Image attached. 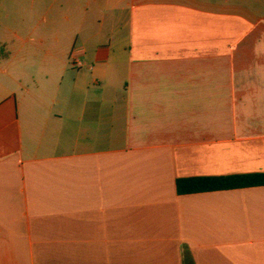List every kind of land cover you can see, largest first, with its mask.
<instances>
[{
    "label": "crops",
    "instance_id": "1",
    "mask_svg": "<svg viewBox=\"0 0 264 264\" xmlns=\"http://www.w3.org/2000/svg\"><path fill=\"white\" fill-rule=\"evenodd\" d=\"M58 1L0 0V264H264V185L177 191L264 172V0Z\"/></svg>",
    "mask_w": 264,
    "mask_h": 264
},
{
    "label": "trees",
    "instance_id": "2",
    "mask_svg": "<svg viewBox=\"0 0 264 264\" xmlns=\"http://www.w3.org/2000/svg\"><path fill=\"white\" fill-rule=\"evenodd\" d=\"M263 185L264 172L228 176H199L179 178L177 191L180 194H190Z\"/></svg>",
    "mask_w": 264,
    "mask_h": 264
},
{
    "label": "built area",
    "instance_id": "3",
    "mask_svg": "<svg viewBox=\"0 0 264 264\" xmlns=\"http://www.w3.org/2000/svg\"><path fill=\"white\" fill-rule=\"evenodd\" d=\"M72 61H73V65L77 68H81L83 66L82 60L74 53L72 54Z\"/></svg>",
    "mask_w": 264,
    "mask_h": 264
},
{
    "label": "rangeland",
    "instance_id": "4",
    "mask_svg": "<svg viewBox=\"0 0 264 264\" xmlns=\"http://www.w3.org/2000/svg\"><path fill=\"white\" fill-rule=\"evenodd\" d=\"M59 3H63V4H65V3H67L68 2V0H59L58 1ZM127 21V13L125 12V13H123V15L121 16V23L122 24H125V22ZM123 27H120L119 29L121 30Z\"/></svg>",
    "mask_w": 264,
    "mask_h": 264
}]
</instances>
